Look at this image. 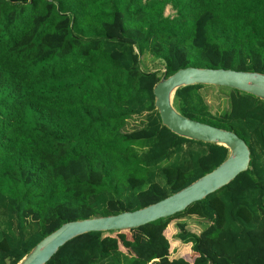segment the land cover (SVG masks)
<instances>
[{
    "label": "trees",
    "instance_id": "trees-1",
    "mask_svg": "<svg viewBox=\"0 0 264 264\" xmlns=\"http://www.w3.org/2000/svg\"><path fill=\"white\" fill-rule=\"evenodd\" d=\"M144 54L166 76L188 66L264 73V0H0V264L19 263L65 222L145 207L227 158L224 145L162 124L153 87L163 69L144 70ZM204 87L227 90L223 111ZM223 87H179L173 106L236 133L250 151L245 171L128 229L131 239L87 232L45 264H264V100ZM185 215L205 226L177 221L174 240L192 258H170L165 230Z\"/></svg>",
    "mask_w": 264,
    "mask_h": 264
},
{
    "label": "water",
    "instance_id": "water-1",
    "mask_svg": "<svg viewBox=\"0 0 264 264\" xmlns=\"http://www.w3.org/2000/svg\"><path fill=\"white\" fill-rule=\"evenodd\" d=\"M193 84L229 87L264 100V73L188 66L166 76L163 69L162 76L153 87L154 105L164 126L184 138L224 145L229 151L227 158L180 190L145 207L63 223L36 243L17 264H45L59 247L87 232L134 229L173 215L228 184L248 168L249 148L236 133L186 117L174 108L175 91Z\"/></svg>",
    "mask_w": 264,
    "mask_h": 264
},
{
    "label": "rangeland",
    "instance_id": "rangeland-1",
    "mask_svg": "<svg viewBox=\"0 0 264 264\" xmlns=\"http://www.w3.org/2000/svg\"><path fill=\"white\" fill-rule=\"evenodd\" d=\"M172 10L170 7H167L166 10H165V14H172ZM141 62H142V65L141 67L144 69V70H147V71H150V70H158V73L161 75V72H162V69H163V66L162 64H160L161 62L160 61H156V59H154L153 57H150L148 54H144L141 56ZM224 88V87H223ZM226 91L227 90H224V89H219V88H215V87H204L201 92L203 93L204 97H205V100L206 102L208 103L209 107L211 110H213L214 112L215 111H223L226 107H227V97H226ZM143 117H139V118H136V119H133L131 124H136L139 120H141ZM130 123V122H129ZM131 124H128V127L130 128L131 127ZM185 221V224H186V228L189 229V230H193V231H198L200 230L202 227H204V223L202 222L201 219H199L197 216L195 215H185L184 217H182L181 219H176V220H172L166 230H165V234L167 237H171V244H173V236L176 237V232H177V229L175 228V223L177 221ZM168 227H169V230H168ZM172 231V233H170ZM127 235V237L129 239L132 238L133 234H138V232H135V231H128V230H125L124 231ZM189 247L188 244H184V243H181L180 242V245H179V249L178 246L173 249L172 251V254L173 255H176L177 253V250H180V251H183L184 249H187L189 250ZM125 251V249H124ZM191 253V252H189ZM178 255V254H177ZM186 258H192L190 255L186 254L185 255Z\"/></svg>",
    "mask_w": 264,
    "mask_h": 264
},
{
    "label": "crops",
    "instance_id": "crops-1",
    "mask_svg": "<svg viewBox=\"0 0 264 264\" xmlns=\"http://www.w3.org/2000/svg\"><path fill=\"white\" fill-rule=\"evenodd\" d=\"M168 230H169V227H168ZM191 231H193V230H191ZM194 232H199V230L198 231H194ZM170 233H172V231ZM168 238L171 240L172 236L168 237ZM173 238H174V236H173ZM179 245H180V242L173 240V244H171V248H170V253H171L170 254V258H176V257H179V256L185 257L186 254L190 255V253H189V252H191L190 247H189V250H187V249H184L183 251L177 250L176 255H173L172 254L173 249L175 248V246L176 247L178 246L177 249H179ZM121 249L124 251V248L121 247Z\"/></svg>",
    "mask_w": 264,
    "mask_h": 264
}]
</instances>
